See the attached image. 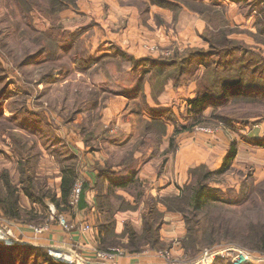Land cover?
<instances>
[{
	"label": "rangeland",
	"instance_id": "rangeland-1",
	"mask_svg": "<svg viewBox=\"0 0 264 264\" xmlns=\"http://www.w3.org/2000/svg\"><path fill=\"white\" fill-rule=\"evenodd\" d=\"M166 1L179 5V8L164 7ZM195 3L212 5L219 11L228 23L221 31L230 40L264 52L261 44L264 36L259 34V28L264 25V0H64V9L61 10L55 0H0V191L7 193V180L16 183L32 176V193L46 198L44 205L32 204L19 188L23 220L10 219L0 210V231L3 234L0 264L15 262L5 248L26 243L19 228L57 226L64 230V235L60 236L65 239L70 233L82 232L91 240L98 221L112 223L114 228V233L113 228L111 232L106 228L105 233L98 230L97 234L104 233V243L99 236L98 249L94 251L88 242L74 240L68 247L89 264L97 262L96 253L112 249L123 252L118 259L155 256L168 264H264V253L252 250L244 242V236L249 233L256 240L255 232L264 226V78L247 77L244 80L245 83H258V92L248 94L256 98L236 96L216 100L200 113L191 108L194 98H186L188 101H180L181 104L173 107L171 104L159 108L148 105L146 110L167 112L160 117L164 118L160 123L166 127L164 134L162 128L153 130L135 115L102 123L99 114L107 100L116 97L110 92V89L117 88L116 84L108 82L102 74L93 78L92 69L77 66L76 59L95 58L99 64L104 59L122 57L124 60V54L142 62L161 53L166 57L167 52H180L188 45L207 50L208 45L200 37L204 24L191 12L196 9ZM121 69L130 71L133 67L124 65ZM146 69L143 65L135 70L141 74ZM202 74L201 70L195 76L188 75L185 81L188 92L194 87L193 81L200 79ZM117 77L120 78V74ZM111 129L127 134L120 142L132 138L131 145L125 146L127 148L122 153L115 149L110 152L112 156L108 153L114 161L111 170L114 171V164L122 161L121 169L117 167L116 172L117 177L121 176L119 178L128 176V169L136 167L130 153L140 148L144 140L147 145L163 150L159 153L160 159L168 152H176L177 159H190L191 170L199 167L209 170V189L204 198L211 194L214 199L210 198L197 215L199 228L192 222L189 233L186 225L173 221L166 210L159 231L160 244L153 246L141 235L147 214L146 204L142 210L140 203L128 205L123 199L126 191L114 192L109 187L112 206L118 209L123 206L128 212L135 208L141 210H131V215L122 216L124 226L120 234L115 233V215L120 212L117 208L111 211L102 203L107 214L102 221H95L89 209H79L80 203L72 205L70 200V205H62L60 209L51 203L52 196L61 199L63 178L72 177L75 178L73 190L81 186V196L87 186L86 200L91 202L87 196L92 187L87 181L95 179L93 168L98 163L95 160L99 159L101 146H109L100 144L103 139L96 137L103 138V131ZM140 131L154 132L155 136L144 139ZM249 142L253 143L247 150L245 145ZM257 142L261 144L257 145ZM233 143L238 151L242 148L238 161L237 149L235 153L226 154ZM200 162L208 164L211 169ZM27 165L32 168L30 174L28 167H23ZM197 175L193 178L189 171L188 182L180 184L182 190L196 184ZM176 181L178 190L180 181ZM250 182L255 189H245L243 183ZM97 188L103 191L102 181ZM150 196L147 201L161 198ZM95 197V202L100 203V197ZM163 208L164 205L160 204L159 209ZM187 211L191 218L192 211ZM61 216L68 226L74 227L72 230L67 232L59 224ZM126 227L136 236L124 235ZM97 234L93 236L94 241ZM49 250L47 254L51 258ZM14 251L16 264H20L26 253ZM93 252H96L95 257ZM42 263L43 258L37 257H29L26 262Z\"/></svg>",
	"mask_w": 264,
	"mask_h": 264
},
{
	"label": "trees",
	"instance_id": "trees-1",
	"mask_svg": "<svg viewBox=\"0 0 264 264\" xmlns=\"http://www.w3.org/2000/svg\"><path fill=\"white\" fill-rule=\"evenodd\" d=\"M55 2L58 9H64V0H55ZM166 3V5H163L164 7L179 8V5L177 4H172L167 1ZM194 7H196V9H192L191 12L198 15L199 18L205 23V29L203 30L200 37L201 39H203L204 43L208 45L207 50L189 46L184 50L182 55H180L178 51H176L172 57L165 58V60L163 61H161L162 59L148 58L144 59L142 62H137L133 56L128 54H124L125 58L122 61L104 59L100 62V64H98V60H96L95 58L81 61H78V59H76L77 66H79V68L86 67V70L96 67L94 72L92 73L93 76L97 75L99 71L108 76L109 72L116 73L118 70L121 71V68L124 65H128V68L133 67V70L140 66L143 67L144 65L147 68V72L151 73V75L149 76V82L152 86V98L155 102L157 101L158 96L164 92V88L170 80H173L175 82V85H177L180 83L181 78L185 73H189L191 74V76H195L199 71L202 70L203 74L201 75V78L196 80L197 95L193 102H191L193 104V107L191 106V108H193V110L196 109L197 111H199L198 113L204 111L207 105L212 104L216 100H227L230 97L236 96L256 98V96H248V94L258 92V83H245L244 80L247 77L256 79L264 78V56L262 54L263 51L261 50V52H257L255 50H252L250 47H248V45H245L242 42L234 39L230 40L227 35H225V33L221 31L223 26H228L227 21L212 5L208 6L201 3H195ZM259 31V34L261 36H264V25L259 28ZM220 35L226 37L220 38ZM258 37L259 36H257L256 38ZM261 44L264 45V42H262ZM261 65L263 67L258 68ZM130 76L131 75H129L128 73L127 76L125 75L127 81L125 82L124 89L121 92V94H126L127 96H131L133 95V93H136L142 84V74L138 73V76L136 78H129ZM165 114H167V112H152V121L145 122L147 127L151 126L150 128L153 130L157 127L162 128L165 134L166 127L165 125L160 124L163 123L161 121H163L162 119H164L160 117H163ZM145 133L150 132L147 131ZM257 143V145L261 144L260 142ZM235 152L236 147L235 143H233L231 144L230 153ZM23 167H28L27 170L30 174L32 168H30L29 165ZM203 172L205 174H203V177L201 178L200 175H202ZM110 173L111 172L109 169L102 171L101 176L98 179H106L104 177L110 178ZM197 173L199 174L197 175ZM190 174L193 178L195 177V175H197V182L196 184H190L186 187L185 190H182L180 196H170L165 197L161 200L155 199L146 202L145 207L147 210V214L144 216L143 234H141L144 241H150L153 246H158L160 244L159 231L164 215V212L159 209L160 204L164 205L168 213H178L179 215H181L185 222L186 228L189 230V233L192 230L190 228L192 222H194L195 226L199 228V220L197 219V215L205 206H207L210 198L214 199V196H212L211 194H208L207 198H204L209 189V181L207 182V180L209 179V175L211 173L209 172V170H207V168L199 167L197 169L190 170ZM73 178L74 177L69 179L63 178L62 184L60 186L62 191L60 200H58L56 195L50 197L51 203L54 204L57 209H60L59 207H61L62 205H70V200L75 183V178ZM121 183L123 182L120 180H112V182H110V185L120 187ZM243 184H246L245 189L247 187H249L250 189H255L253 182ZM5 187L7 193H4L3 190L0 191V210L6 217L10 219L23 220L21 217V199L19 195L21 191L30 203L39 205L45 204V196L43 198H40L38 195L32 193V191H34L32 176L29 177L27 181L19 180L16 183H14L12 180L10 183V181L7 180ZM19 188H21V191L18 190ZM87 189L88 187L85 186V190L83 191L81 200L79 202L80 210L91 209L89 203L86 200ZM110 189L111 187L109 186V190ZM252 192L253 191H251L250 193ZM246 197H248V194L244 196V199ZM9 198L11 199L10 202ZM124 204L125 203L123 202L122 205ZM107 205L108 210L111 211L117 208H115V205L112 206L111 203ZM99 206L100 208L98 209L99 212H97V216L102 213V204H99ZM187 209H190L192 211L191 218L189 217ZM118 210L125 211L127 209H125L123 206H120ZM98 219L101 220L100 218ZM100 223L101 222L98 221V226L101 232L105 233L106 228H109L107 230L111 232L113 228V226H111L112 223ZM124 235H129L130 238L133 235L136 236V234L132 233V230L129 227H126ZM244 237V242H246V244L249 245L252 250H257L261 253H264V226L259 227V229L255 232L256 240L252 238L253 236L251 235V233L246 234ZM14 250H22V252L24 251V254L26 253V255H24L25 257L22 258L23 260L20 262V264H26L29 257H37L40 260L43 258L42 264H61L56 263L52 258H49L47 251H45L44 249L22 245H13L11 246V248H5V252L10 253L9 255H11V258L14 259L15 262L13 264H16Z\"/></svg>",
	"mask_w": 264,
	"mask_h": 264
},
{
	"label": "crops",
	"instance_id": "crops-1",
	"mask_svg": "<svg viewBox=\"0 0 264 264\" xmlns=\"http://www.w3.org/2000/svg\"><path fill=\"white\" fill-rule=\"evenodd\" d=\"M199 20L204 24V28H205V23L199 18ZM189 46V45H188ZM188 46H186L183 49H180V52L178 51V53L180 55H182V53L184 52L185 49L188 48ZM176 52V51H175ZM175 52L172 53H168L167 52V56L164 57L163 55H159V56H155L154 59H162L161 61L165 60V58H169L172 57ZM113 59V58H111ZM113 61H122V57L120 59V57L114 59ZM100 64V63H99ZM96 67L91 68L92 71L94 72ZM89 69V70H91ZM144 71V72H143ZM142 71V84L140 86V88L138 89V91L136 93H133V95L131 96H127L126 94H121V92L124 89V84L127 81V79L125 78V75L127 76V73L129 75H132L131 73H133L132 77L136 78L138 76V73L135 70H123L121 69L118 70L116 73H112L109 72V75L106 76L105 74H103L102 72H98L97 75L95 76H99L100 74H102L101 76H103L104 78H108V82H114L116 84V89H110L111 93L113 96V98H110L107 100L106 102V106L104 108V110L99 114L102 119V123H110L111 121H113L114 119H119L122 120L125 117L131 116V115H135L137 118H140L143 122L145 121H151V113L152 112H159V111H152V110H146L145 108L148 107V105L154 106V107H164V104H171V106L173 107L175 104L180 103V101H183L185 103L186 98H190V99H195L197 93V82L196 80L193 81L194 83V87L192 88L191 91H187V85H186V79L188 78V75L191 77V74L189 73H185L179 84L175 85V82L173 80H170L167 85L164 88V92L158 96L157 101L155 102L152 98V86L149 82V76L151 75V73L147 72L146 70ZM92 72V73H93ZM91 73V72H90ZM118 74H120V78H118ZM91 74V77H95ZM94 87V85H93ZM143 101V104L140 102ZM188 101V100H186ZM147 102V103H146ZM142 106H141V105ZM97 103H95L94 106H96ZM143 105L146 106L143 108ZM133 106V107H132ZM132 107V108H131ZM117 108H119V110H117ZM134 108V109H133ZM143 108V109H142ZM133 109V110H131ZM145 109V110H144ZM168 132V131H167ZM142 138L146 139L147 136H151L149 138H152L153 136H155L152 132L150 133H144V132H139ZM103 138L101 137H96L98 139H103V141H99V143H104L105 145L109 146H101V151L98 153V163H96V166L93 168L94 169V173H96L97 179L101 176V172L105 171V170H110V174L111 177H104L106 179H91L88 180L87 182L89 183V185H91L92 189L91 192L89 193V195L87 196L88 199L93 203V206H91L90 212H91V217L94 218V220L96 221L98 218H100L101 220L102 217L107 214V212L105 211V208L103 206L102 203H105V206L109 203H111V198H110V193L108 190V187L110 185V182L115 181V180H120L123 183H121L120 187L114 186V185H110L111 187V191H117V190H121V191H126V196H124V202L127 204H133L134 206L137 203L141 204V210L142 207L146 204V199L150 196L153 198H158V197H170V196H179V194L181 193L182 189L180 184L182 183H187L189 180V171L191 170L190 168V159L189 158H182L179 157L178 159L176 158L177 154H175L176 152H171V153H167L166 156H164V158L160 159L159 157V153H161L163 150H161L159 147H153V146H149L147 145V141L144 140V142L140 143V148H136L137 150H135L134 152L131 151L130 155L132 159V163H136V167L135 168H131L128 169V176L123 177V178H119L121 176H116V172H117V167L118 170L121 169L122 167V161H120L119 163H117L116 165L114 164V171L111 170V164L114 162L113 161V157H111V151H119V152H123L122 150L126 149L128 145H131L132 143V138L128 137V140H124L123 142H120L119 140L124 139L126 137L127 134H121L119 132H116L114 130H105L103 131ZM124 135V137H120ZM153 135V136H152ZM253 143V142H252ZM252 143H247L245 145V147L247 148V150L250 148L248 147L249 145H252ZM159 146V145H158ZM181 148V147H180ZM245 148V149H246ZM237 149V148H236ZM242 149V148H241ZM239 148V151L237 149L236 155H237V161L238 158L240 157L239 152H241V150ZM230 152V148L228 149V152L226 153L228 155V153ZM110 153V157L109 154ZM163 154V153H162ZM225 158V156H224ZM223 158V159H224ZM193 159V158H191ZM221 159V161L223 160ZM126 162V161H125ZM125 162L123 164H125ZM202 165L204 166H208V164L200 162ZM222 163H224L222 161ZM201 165V166H202ZM121 166V167H120ZM109 167V168H108ZM209 169L210 166H208ZM194 169V168H193ZM131 170H133V172H130ZM176 180H179V189L177 190L176 184L178 185V182ZM100 181H102L103 184V191H101L100 189L97 188V186L99 185ZM91 182L93 183V186L91 184ZM113 184V183H111ZM61 186V185H60ZM136 188H138L136 190ZM136 190V191H135ZM93 194V195H92ZM117 194L121 195L120 193L117 192ZM115 194V195H117ZM92 196V197H91ZM95 196H97L98 198L101 197L99 199L100 203L97 204V202H95ZM122 196V195H121ZM119 196V197H121ZM159 198V199H161ZM103 200V202H102ZM113 201V200H112ZM91 202L88 201V203L90 205ZM99 204H102V213H100L97 216V212H99V208L100 206H97ZM164 209V210H163ZM161 209V211L165 212L166 208ZM131 210L129 209L130 212H128L127 210L125 211H120L116 213V223H115V233L116 234H120L122 233L123 230V226H124V222H123V215H131ZM139 209L136 210L133 209L132 212L135 211H141ZM167 215H169V217H171L173 219V221L175 222H181L183 223L184 227H185V223L184 220L182 218V216L176 215V214H172V213H168ZM89 222V221H88ZM174 224V223H173ZM98 226V225H97ZM98 230L100 231L99 226L96 227L95 230V234H97ZM186 230V229H184ZM19 233H21L23 235V241L26 243H17L19 245L22 246H29V247H34V248H39V249H44L45 251L49 250V248H58V249H65V250H69L68 247H70V244H73L71 242V240H74L76 242L80 241V243H85L88 242L89 246H93V250L95 251V249L97 248V244L99 242V236L101 235L102 239L101 242L104 243L103 241V235L104 233L99 232L96 237H95V241H94V237L95 234L92 236L91 240H88L89 237L84 236L85 234H80L79 232L77 233H70L67 235V239L63 238V236L60 234L64 233V230L60 227H54V226H49L48 230L43 232L42 234H37L34 229H29L28 227H23V228H19L18 229ZM68 232V231H67ZM66 232V234H67ZM94 233V232H92ZM64 235V234H63ZM57 237V239L55 240L54 238ZM53 239L50 241V239ZM65 239V243L63 242V239ZM52 242H54V244H51ZM55 243L59 244V245H55ZM100 244V242H99ZM90 251V250H89ZM48 253V251H47ZM92 255V252H90ZM96 252H93V256L95 257ZM92 256V257H93ZM117 264H168L165 261H162L160 259H155V256L153 257H149L147 259H143V258H135V257H124L121 259H117Z\"/></svg>",
	"mask_w": 264,
	"mask_h": 264
},
{
	"label": "built area",
	"instance_id": "built-area-1",
	"mask_svg": "<svg viewBox=\"0 0 264 264\" xmlns=\"http://www.w3.org/2000/svg\"><path fill=\"white\" fill-rule=\"evenodd\" d=\"M74 194L71 196V204L76 205L81 200V186L76 187ZM73 200V201H72ZM59 224L65 228V230H72L74 227L72 225L68 226L66 220L61 216L59 218ZM86 225V224H85ZM85 227V226H84ZM89 229V227H87ZM48 227L41 229H34L37 234H42L47 231ZM3 239V234L0 231V240ZM12 242V240H11ZM50 257L56 263H64V264H89L86 261H83L78 254L74 253L70 250L58 249V248H50L49 250ZM123 256V252L118 249L108 250L106 252H98L96 253L97 262L95 264H104L105 262L109 264H116L118 257Z\"/></svg>",
	"mask_w": 264,
	"mask_h": 264
}]
</instances>
